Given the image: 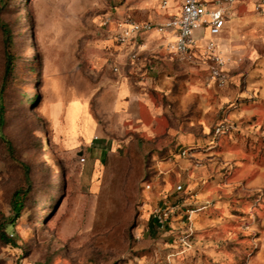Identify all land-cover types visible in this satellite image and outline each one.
I'll list each match as a JSON object with an SVG mask.
<instances>
[{
  "label": "rangeland",
  "instance_id": "rangeland-1",
  "mask_svg": "<svg viewBox=\"0 0 264 264\" xmlns=\"http://www.w3.org/2000/svg\"><path fill=\"white\" fill-rule=\"evenodd\" d=\"M182 2L0 0V231L15 241L0 264H264V30L215 41L223 79L199 51L147 50L156 32L133 52L116 42L127 18L163 23ZM247 2L264 25V0ZM132 64L161 125L135 136L114 70L132 80Z\"/></svg>",
  "mask_w": 264,
  "mask_h": 264
},
{
  "label": "built area",
  "instance_id": "built-area-1",
  "mask_svg": "<svg viewBox=\"0 0 264 264\" xmlns=\"http://www.w3.org/2000/svg\"><path fill=\"white\" fill-rule=\"evenodd\" d=\"M237 0H183L179 15L169 18L163 23L148 20L144 22L127 18L121 25L116 36V42L121 46H130L139 41L145 34L158 33L160 35H172V40H166L164 47L171 50L178 57L185 58L196 52H201L208 61L216 63L212 67L214 77L223 79L224 60L219 55L214 37L219 36L226 26V16ZM198 31L207 32L209 39L204 45L196 35ZM136 53L131 54V59L136 60ZM115 72L120 73L118 67ZM80 162H86L84 156ZM181 189V187H179ZM156 223L163 224L169 216L168 211L155 209L152 213Z\"/></svg>",
  "mask_w": 264,
  "mask_h": 264
},
{
  "label": "crops",
  "instance_id": "crops-1",
  "mask_svg": "<svg viewBox=\"0 0 264 264\" xmlns=\"http://www.w3.org/2000/svg\"><path fill=\"white\" fill-rule=\"evenodd\" d=\"M208 1L213 2V0ZM250 1V6H254L255 3L252 2L253 0ZM248 3L249 2H247V0H239L235 3L234 7L230 9L231 11H234L233 17L231 18H229L231 11H228L226 16V26L219 36L214 37L216 41H240L242 37L247 40L254 41L253 39H255L258 35L259 30H264V25L262 24L263 22L251 23V19L245 18L246 12L249 9ZM240 24L243 25L242 28H239ZM196 35L201 45H204L210 38L207 32L204 31H198ZM143 37L144 40H148L150 36L143 35ZM172 39V35H167L164 38V40ZM137 42L138 41L132 43V52L138 47ZM165 42L166 41H145V43L149 44V46L146 47L148 48L147 50H161V47H164ZM138 74V69L133 64L132 80L123 76V73L120 71V80L117 87V110L122 121L127 122L129 127L134 131V134H132L134 136L135 132L140 134L152 133L159 130L161 126L159 122L160 116L155 111V106L147 89L143 87L144 80L140 81ZM85 136L87 140H91L92 130H87ZM80 156H82L81 153Z\"/></svg>",
  "mask_w": 264,
  "mask_h": 264
},
{
  "label": "trees",
  "instance_id": "trees-1",
  "mask_svg": "<svg viewBox=\"0 0 264 264\" xmlns=\"http://www.w3.org/2000/svg\"><path fill=\"white\" fill-rule=\"evenodd\" d=\"M4 34H5V58H6V65H5V69H4V83L6 82L7 78L10 76L11 72H12V68H13V61H14V57L13 55H11L10 53V48L12 46V41L11 38L9 36V31L8 29H4ZM5 125V114H4V109L3 107L0 105V138H3V127ZM45 142L46 144L48 143L46 138H45ZM26 169V176H25V181L27 183V188L26 189H22V190H18L13 194L12 200H11V207H12V212L14 214L15 219L19 218L21 215L22 210L24 209V201L26 199V197L28 196V193L30 191V187H31V182L30 179L27 175L28 172V168L25 167ZM0 239L6 243V244H15L14 240L7 235V233L4 231H0Z\"/></svg>",
  "mask_w": 264,
  "mask_h": 264
}]
</instances>
